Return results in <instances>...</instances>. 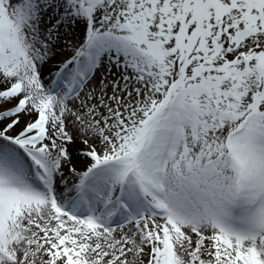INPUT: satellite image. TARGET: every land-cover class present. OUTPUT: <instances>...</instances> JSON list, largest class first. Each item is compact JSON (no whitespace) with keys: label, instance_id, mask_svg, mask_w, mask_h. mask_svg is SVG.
Returning a JSON list of instances; mask_svg holds the SVG:
<instances>
[{"label":"snow or ice","instance_id":"1","mask_svg":"<svg viewBox=\"0 0 264 264\" xmlns=\"http://www.w3.org/2000/svg\"><path fill=\"white\" fill-rule=\"evenodd\" d=\"M0 264H264V0H0Z\"/></svg>","mask_w":264,"mask_h":264},{"label":"bare ground","instance_id":"2","mask_svg":"<svg viewBox=\"0 0 264 264\" xmlns=\"http://www.w3.org/2000/svg\"><path fill=\"white\" fill-rule=\"evenodd\" d=\"M71 55V52H65V53H63L62 54V58H65V57H67V56H70ZM60 58V57H59Z\"/></svg>","mask_w":264,"mask_h":264},{"label":"rangeland","instance_id":"3","mask_svg":"<svg viewBox=\"0 0 264 264\" xmlns=\"http://www.w3.org/2000/svg\"><path fill=\"white\" fill-rule=\"evenodd\" d=\"M61 59H63L62 57H60Z\"/></svg>","mask_w":264,"mask_h":264}]
</instances>
